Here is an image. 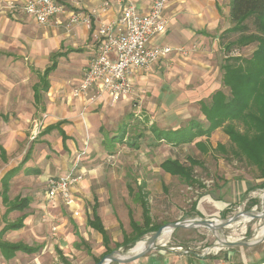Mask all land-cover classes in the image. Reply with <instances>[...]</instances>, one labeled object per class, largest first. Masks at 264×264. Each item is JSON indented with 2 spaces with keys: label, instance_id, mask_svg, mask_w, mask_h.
I'll list each match as a JSON object with an SVG mask.
<instances>
[{
  "label": "rangeland",
  "instance_id": "obj_1",
  "mask_svg": "<svg viewBox=\"0 0 264 264\" xmlns=\"http://www.w3.org/2000/svg\"><path fill=\"white\" fill-rule=\"evenodd\" d=\"M72 2L75 11L89 16L90 19L95 14H99L98 8L87 6V0H69ZM169 4V2H168ZM221 5L228 6L229 0L222 1ZM223 12V10H222ZM228 12V19L230 26L232 25ZM38 23V22H37ZM35 22H30L32 29L29 33H32L38 39H41L42 34L45 32V28ZM85 24L88 28L91 27V23H77ZM47 25V24H46ZM73 27V28H74ZM222 27V26H221ZM72 28V29H73ZM68 31V30H67ZM238 36L237 33H231L226 35L222 39L223 45L227 42L233 41ZM81 43H77L79 47ZM32 44H29V48ZM185 48V47H184ZM255 48V44L248 46L239 47L234 45L231 47V54L233 55H244L250 56ZM4 51V52H2ZM5 50L0 49V60H5V63L0 62V144L6 147V156L0 155V179L6 170L22 164L20 170L11 179L10 186V198L16 196H30L32 202L30 207L26 210L28 213H32L34 220L31 222L32 227L35 228L37 224L40 229V233L44 236L53 235V232L57 231V217L55 215L56 208L53 206L52 200L47 197V181L51 176H65L68 172L80 173L83 178H91L92 180L97 178L102 184L111 183L109 187L113 192V199L109 205V211L120 215L122 218L126 217L129 213L133 217L142 223L143 210L138 199V186L134 184V181L138 177H142L146 172H137L131 167L129 170L123 169L139 162L140 164L157 165L167 157L178 158L186 164L194 159L195 165L192 171V182L187 181L185 178H179L177 176L171 177L169 180L165 173L162 171H156L154 184L148 188L140 187L141 193L149 202L151 208V214L154 223L165 224L171 221H178L189 217H205L197 214V208H203V212L214 218H226L232 216L240 209H248L252 207H261L263 202L260 204L250 206V202L247 201L246 205L243 202V194H233L232 190H225L223 188V181L227 180L226 175L233 176L235 179H249L252 184H257L262 181L258 178V170L255 166H249L244 159H238L232 157V155H225L221 151L215 149L218 143H223L228 148L231 144L229 136L224 132L223 128H217L214 130L212 137H196L193 142L188 144L176 145L168 141L158 140L157 137H152V128H163L172 129L179 126L185 127L189 124V119H183L177 115L175 111L178 107L174 108L171 106L172 102L177 99L180 92L171 93V90H161L159 93L149 88L138 89V96L129 101L116 102V104H107L103 106L100 103L101 100L94 99L90 101L88 95L76 96L74 95V88L77 84L74 82L82 75L84 70L83 66H77L73 68L72 62L75 60L65 61V71L73 69L71 76L68 79V84L71 86L70 96L71 100L74 99L79 101L78 116L79 119L74 123L75 128L84 135L86 131V125L81 123L82 118L87 112L99 114L97 118L101 121L103 130H97L93 135L94 141L88 142L82 138L77 139V148L71 151L67 148L58 146L60 142L56 137L52 135H43L41 132L44 127L48 124L47 114L43 108L47 104V96H45L43 103L36 105L33 99L32 86L39 80V75L35 70H43L49 62V54L46 52L40 57H34L30 54L26 58H23L21 63L12 60V64L8 68V58H5ZM188 49L185 48V54ZM218 53V63L221 66L224 62V47ZM80 57V55H78ZM75 58V57H73ZM64 61V60H63ZM76 62H83L82 58L76 60ZM220 74H218V80L221 84L219 86L226 95H230V88L223 84V70L220 67ZM165 76L161 74L159 79L155 82V87L159 88L164 80ZM217 91V90H216ZM212 92L207 91L197 98H201L206 101L209 105L212 104ZM161 93V94H160ZM184 93V91H183ZM199 94L200 91L198 92ZM160 94V95H159ZM187 94V92H186ZM144 99V101H143ZM70 101V99H68ZM81 102V103H80ZM74 104V103H71ZM198 101H196V108L199 107ZM47 108V106H46ZM172 111V112H170ZM171 113V114H170ZM179 114V113H178ZM173 115V116H172ZM198 120V123L204 127L209 125L206 116L203 119L199 118V115L192 117ZM83 124V126H82ZM73 125V124H72ZM97 128V125H95ZM99 126V125H98ZM126 126L125 136L128 140L122 142H115V152L112 156H109L106 151L102 155H91L95 150H88L89 147H103V138L110 137L117 132V128ZM74 133V132H73ZM212 133V132H211ZM209 134V136L211 135ZM139 137L140 147L134 148L130 145V141L133 140L137 135ZM144 134V135H142ZM205 136V137H204ZM200 142L196 144L195 142ZM196 144V145H195ZM202 145L206 149L202 151ZM103 149V148H102ZM30 151V153H29ZM29 159L22 162L26 156ZM189 156V157H188ZM197 163V164H196ZM100 166V167H99ZM92 168V170H89ZM95 168V169H94ZM115 176H114V175ZM232 174V175H231ZM130 179L132 181L133 194L132 197L127 194L128 187H124L121 183V179ZM167 178V179H166ZM233 180V179H232ZM1 182H0V193H1ZM82 186H75L74 194L77 197L83 198L86 202V206L90 207L92 212V197L93 189H97L98 183H93V189L91 192H83ZM261 188V187H260ZM108 189V190H109ZM264 188H261L259 192L263 194ZM229 195L235 197V201L229 199ZM214 196V197H213ZM220 198L219 209L217 205L209 198ZM263 198V197H262ZM228 200H231V204H226ZM89 202V203H88ZM59 204V203H58ZM61 210L68 214H72L66 205L62 204ZM59 208V206H58ZM230 208V212L228 209ZM261 209V208H260ZM6 210V206L2 202L0 194V229L4 226L2 221V214ZM21 212H12L10 219H16L20 216ZM37 215V218H36ZM32 218V217H31ZM128 232H131V228L128 226ZM264 224L263 218H253L247 222L237 221L228 227H225L219 234L231 240H251L255 238V234L262 225ZM17 230H10L12 234ZM29 231H27L28 233ZM255 232V233H254ZM153 232L145 235L139 241L148 238ZM133 234V233H132ZM29 236V235H28ZM54 236V235H53ZM259 237V236H258ZM55 238V236H54ZM257 238V237H256ZM215 234L206 227L197 228H178L174 230L167 239H160L157 243V248L153 249L148 254H160V249H165L164 255L175 257L176 259L181 256H185L189 262H195V260L202 259L204 262L206 259L212 260V256H218L221 262H242L241 264H263L264 261V241L253 246H238V247H223L221 245L216 246ZM119 242L110 240L109 247L114 250L121 252H127L124 247H118ZM167 244V246H166ZM135 245V244H134ZM133 245V246H134ZM164 246V247H162ZM181 246L182 249H172V247ZM237 250L232 254L229 251ZM188 250V252H185ZM57 252H50L45 249L43 252V264H70V261H64L58 255L56 259L54 254ZM228 253V254H227ZM58 254V253H57ZM56 254V256H57ZM147 255V254H146ZM185 260V259H184ZM29 261V260H28ZM163 264L166 262L159 259ZM36 258L30 260V264H34ZM133 262H136L133 261ZM211 262V261H210ZM24 263V262H22ZM113 263V262H112ZM199 263V262H198ZM217 263V264H219ZM0 264H19V260L16 261H5L3 260ZM211 264H213L211 262Z\"/></svg>",
  "mask_w": 264,
  "mask_h": 264
},
{
  "label": "crops",
  "instance_id": "obj_2",
  "mask_svg": "<svg viewBox=\"0 0 264 264\" xmlns=\"http://www.w3.org/2000/svg\"><path fill=\"white\" fill-rule=\"evenodd\" d=\"M14 1L16 3V8L11 10L8 7L11 0H0V49L7 51L5 52V58L10 59L7 61L9 65L8 68L12 64L13 59L16 60L15 62L21 63L23 58H26L28 54L34 57H40V55H43L46 52L49 54L50 63L46 65L43 70H35L39 75V80L32 86L33 99L36 105L43 103L45 96H47V104L43 109L45 114H47L48 124L44 127L41 133L43 135H47L48 137L51 135L54 138L56 137L60 141L58 146H60L61 149L67 148L71 151L76 150L78 138L85 139L86 141L89 138L88 142L92 143L94 138L91 137H93L95 134L94 132L97 130H103V126L101 125L102 123L99 121V118H97L99 114L87 112L82 117L84 120L81 122L86 125V131L84 130L85 134L81 135L78 131L77 135V130L74 123L77 119H79L77 110V108H79V101L75 99L73 101L71 100V86L68 84V79L71 76L70 72L73 71L75 74H77V72L73 69L67 70L65 73H62V71L64 72V70H66L64 68L65 61L69 60H75L72 62L73 68H76L77 66H83L85 69L97 48L98 42L94 36L96 30L103 23H111L114 21L118 22L121 17V7L114 2H111V4L105 8L103 4L106 0H87L86 3L89 8L96 7L99 11V14H95L92 17L91 27L88 28L85 24H79L70 31H67L65 27V16H58L54 18L49 24L41 25L24 11L23 4L26 0ZM58 1L63 3L69 10H75L72 2L69 0ZM131 1L135 4L136 11L138 13H147L150 9L152 0ZM222 1L224 2L225 0H169V4L164 10V16L168 20L167 31L163 35L154 38V42L158 45L168 44L173 47L182 46L187 48L188 52L185 54L182 52L173 51L168 54V56L159 59L147 67L135 70L133 74V84L135 91L126 99H121L119 102L134 99V97L138 96V89L141 88H149L153 91H156L157 93L163 89L164 91L169 89L171 90V93L180 92L177 99H175V101L171 104L173 109L178 107V110L175 111L177 114H172L179 116L181 120L189 119V124L192 122H198V120L192 118L193 116L199 115V118L203 119L206 115L202 109V103L207 102L201 98H197V96L199 97L209 90L216 91L220 89L219 86L221 85L218 80V74L221 73V66L218 63L217 55L218 53H221L220 50L222 47H224L222 39L220 38L221 34L225 29L230 27V21L228 19V12H230V0L227 7L221 5ZM29 21L35 22L45 28V32L42 34L41 39L33 37L34 35L29 33L32 29ZM30 43L32 46L29 48ZM77 43H81V45L77 47ZM54 55H57V65L47 76L49 87L47 90H45L41 77L44 74L46 68L52 64V58ZM78 55H80V57H78ZM79 58H82L83 62H76V60H79ZM0 62L5 63L6 61L0 60ZM83 74L84 70L82 71V75L79 78H76L77 80L74 82L75 84H78L82 80ZM161 74H163L165 78L161 86L157 88L155 87V82L159 79ZM36 91L37 93H35ZM199 91L201 94L198 93ZM213 93L214 92L211 94ZM68 99H70V101H68ZM196 101H198L200 104L198 108L195 106ZM100 103H103V106H106L107 104H116L112 103L108 96H105L100 101ZM95 125H97V128ZM117 129V132L114 134H118V132H121L120 130L123 129H125L126 133V126H123L122 128L119 126ZM152 129L153 130L151 134L153 138L157 137L158 140H166L165 138H159L157 134L158 132L155 130L163 128L155 127ZM213 133L214 131H212L210 136L209 134H206V137H212ZM200 136L202 137V135ZM200 136L197 135L196 137ZM139 137H141V134L137 135L132 141H130V145H132L134 148L140 147L139 142L137 143V140L139 141L140 139ZM196 137L194 139H198ZM110 138L111 136L106 137V135H104L102 140L103 147H89L88 150L96 151L91 155H102L103 152L106 151L109 156H112L116 151V148H114V143L117 141H111ZM124 140H128L125 135L122 141ZM131 142H133V144ZM2 147L5 150L4 153L1 151ZM201 148V152H205L206 149H208L203 146ZM6 154V147L0 144V155L6 156ZM29 157L30 155H27V157H25L26 160L24 158L23 161H27ZM167 158H164L158 164V167L156 164L145 166L146 164H140L139 162H136L135 164L131 163V166L128 168L123 165L124 168H122V170H129L135 165L133 169L138 173L146 172L144 175H142V177H138L136 181L123 178L120 180L121 183L124 184L125 188H129L127 191V194L130 195L129 197H132L131 193L133 194L134 192L132 189V181H134L136 186L139 185V188H148L154 184L153 180L156 179V171H162L165 173V176L169 180L171 177L175 176L181 178L178 175H173L171 172H168L163 167V162ZM21 165L22 164H19L6 170L0 179L2 187L0 194L3 204L6 206V210L2 214L1 218L4 222V226L0 229V240L12 243H23L35 248V251L28 252L19 250L10 256L7 252H3L0 248V262L3 260L6 262L19 260V264H30V260L36 258V262H34V264H43L42 254L45 249H48L51 253L54 251L58 253H56L57 256L54 254L56 259L59 255L64 261H70V264H95V258L102 255V253L106 250V246L103 241L102 233L89 225V219L91 220L93 218L94 210H97L101 223L107 230L110 240L114 242H122L124 239V233L132 235V219L139 223V221L133 217L132 213H129L126 217L122 218L120 215L109 211L108 203L111 204L110 202L114 196L113 192H111L109 189V187L112 186L111 183L102 184V182L97 178L92 180L93 175L91 178H83L79 173L81 175V180L77 185L80 187L82 186L81 189H83L84 193L91 192L93 189V183H98L99 188L93 189L94 192L91 206L92 212L90 211V207L86 206V202L83 200V198L77 197L74 192L73 194L76 200L74 206H68L64 204L60 198L52 200V203H54L53 206L56 208L55 215L58 221V225L56 226L57 231L53 232L55 238L52 234L50 236H44L42 233H40L41 230L38 229L39 226L37 224L35 225V228L31 229L28 227L29 225L32 227L31 222L34 220L35 216L32 215V213H28L26 211L31 205L32 198L26 195L10 198L9 192L11 179L20 170ZM89 170H92V168H89ZM7 172L11 173V178L8 181V192L6 193L7 198L4 200L2 179ZM70 173L77 174L74 172H68L65 174V176ZM226 178L227 180L223 181V188L225 190H232L233 194L235 195L243 194V202L245 205L247 201L250 202V206H252L254 202H256L255 205L264 202V198H262L263 194L259 192V190H261L260 187H254L250 189V187L254 185L251 183V180L235 179L230 175H226ZM139 188L137 190L138 199L143 210V202L144 200H147V198L143 195L145 191L141 193ZM219 197L215 196L214 199L211 197L209 198L217 205L218 209L220 207L219 203L221 202ZM228 197L231 200L233 199L232 201L236 200L233 195H229ZM21 198L29 199L27 207L23 210L15 209L7 213L8 207L17 199ZM231 200H228L226 204H231ZM62 204L66 205L65 207L73 213L66 215V213L61 210L63 207ZM202 209L203 208L198 207L197 214L203 215L205 217L211 216L207 213H204ZM229 210L230 208L228 209V212H230ZM12 212H21V214L16 219H10L9 217ZM20 218L23 219L24 224L21 228L8 229L3 232V228L8 223L16 221ZM126 222L131 228V232H128L127 226L125 224ZM142 223L139 224L142 225ZM10 230L17 231L12 234L9 232ZM27 231L29 232L27 233ZM149 233H146L145 235ZM121 246L126 248L124 245ZM173 248L182 249L181 246L172 247V249ZM235 251L237 250L234 249L232 252L229 251L228 253L232 254ZM164 252L166 251L163 248L160 249V254L158 255L153 253L147 254L144 257L136 260V262L125 264H163L161 261H159V259L165 261V264H211V262L213 264H217L221 261L218 256H212V260H210L211 262L208 259H206L208 262H204V260L200 258L198 261L195 260V262H189L185 256H181L176 259L175 257L164 255ZM185 252H188V250ZM228 263L241 264L242 262L236 263L229 261ZM109 264L121 263L113 262Z\"/></svg>",
  "mask_w": 264,
  "mask_h": 264
},
{
  "label": "trees",
  "instance_id": "obj_3",
  "mask_svg": "<svg viewBox=\"0 0 264 264\" xmlns=\"http://www.w3.org/2000/svg\"><path fill=\"white\" fill-rule=\"evenodd\" d=\"M229 17L232 25L223 31L221 38L231 33L238 34L236 39L223 45L225 57L221 65L222 79L223 84L230 88V95H226L222 90H217L211 96L212 104L202 103V109L209 123L207 127L198 122H192L188 126L177 129L155 130H157L159 138H165L169 143L180 145L192 142L197 135H208L215 129L222 127L229 136L231 144L227 148L225 144L218 143L215 149L225 155L244 159L249 166H255L259 172L258 178L262 181L254 184L250 189L254 187L264 188V0H230ZM250 44H255L250 56L231 54L232 46L244 47ZM56 57L57 55L53 56L52 64L46 68L41 77L45 90L49 87L47 76L57 65ZM120 131L111 136L110 140L122 141L125 129ZM131 143L133 144V142ZM198 143L200 144V142L196 144ZM1 151L5 152L3 147ZM191 159L188 165L178 158L169 157L163 162V167L173 175H178L192 182L195 161L193 158ZM10 175L11 173L7 172L2 179L4 200L7 198ZM28 203V198L17 199L8 207L7 213L15 209L23 210ZM255 204L256 202L253 205ZM23 225V219H17L8 223L3 228V232L8 229H19ZM89 225L102 233L106 246L102 255L95 258V262H97L104 254L113 249L109 247L110 238L101 223L97 210H94L93 218L89 219ZM131 226L133 234L124 233V239L121 244L117 245L118 247L124 245L125 249H129L146 233L154 232L161 226V224L153 223L147 200L143 202L142 225L132 219ZM0 248L10 256L19 250L35 251V248L23 243L1 240Z\"/></svg>",
  "mask_w": 264,
  "mask_h": 264
},
{
  "label": "built area",
  "instance_id": "obj_4",
  "mask_svg": "<svg viewBox=\"0 0 264 264\" xmlns=\"http://www.w3.org/2000/svg\"><path fill=\"white\" fill-rule=\"evenodd\" d=\"M168 1L152 0L147 13H138L131 0H106L103 4L105 8L111 2L121 7L120 20L103 23L96 30V51L84 69L82 80L75 86L74 95H88L90 101L108 96L112 103H116L135 91V70L147 67L173 51L185 53L182 46L154 42V38L167 31L168 20L164 10ZM8 7L11 10L16 8L15 1L11 0ZM23 9L36 22L44 25L58 16H65L68 31L77 23H91L89 16L69 10L58 0H26ZM80 180L79 173L51 176L47 181V197L50 200L60 198L64 204L74 206L73 191Z\"/></svg>",
  "mask_w": 264,
  "mask_h": 264
},
{
  "label": "water",
  "instance_id": "obj_5",
  "mask_svg": "<svg viewBox=\"0 0 264 264\" xmlns=\"http://www.w3.org/2000/svg\"><path fill=\"white\" fill-rule=\"evenodd\" d=\"M264 198V193H263ZM257 206V205H256ZM261 208V209H260ZM243 216H248L251 219L253 218H263L264 219V202L261 207H252L248 209H240L238 212L233 214L232 216L226 218H210V217H189L185 219H180L178 221H171L165 224H162L157 230H155L148 238H146L144 246L136 252H132V248H134L139 241L135 243L134 246L130 247L127 252H121L119 250H112L104 254L99 261L95 264H109L112 262H117L121 264L130 263L135 260L144 257L146 254L151 252L153 249L157 248V243L161 239L163 233L166 228L171 229V232L178 228H197V227H206L210 229L216 237V246L223 247H238V246H248L253 247L264 241V231L261 236L258 238H253L251 240H231L221 234L225 227L230 226L234 222L240 221ZM126 250V249H125Z\"/></svg>",
  "mask_w": 264,
  "mask_h": 264
},
{
  "label": "bare ground",
  "instance_id": "obj_6",
  "mask_svg": "<svg viewBox=\"0 0 264 264\" xmlns=\"http://www.w3.org/2000/svg\"><path fill=\"white\" fill-rule=\"evenodd\" d=\"M249 220H251L250 217H248V216H243V217L241 218L240 221L247 222V221H249ZM263 231H264V224H263L260 228H258V230H257V232H256V234H255V236H256L257 238H258V236L260 237ZM171 233H172V232H171V229L166 228V229H165V232L163 233V235H162V237H161V239H164V240L167 239L168 236H169ZM254 233H255V232H254ZM223 236H224V235H223ZM256 237H255V238H256ZM144 240H145V239H144ZM144 240L139 241V242L137 243V245H136L134 248H132V252L139 251V250L144 246V244H145V241H144Z\"/></svg>",
  "mask_w": 264,
  "mask_h": 264
}]
</instances>
